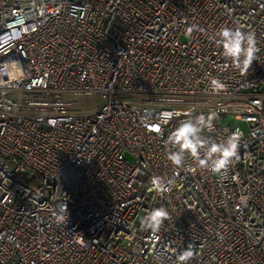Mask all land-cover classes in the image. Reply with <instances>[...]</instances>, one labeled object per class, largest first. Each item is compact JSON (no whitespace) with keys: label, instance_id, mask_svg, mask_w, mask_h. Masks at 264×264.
Here are the masks:
<instances>
[{"label":"built area","instance_id":"1","mask_svg":"<svg viewBox=\"0 0 264 264\" xmlns=\"http://www.w3.org/2000/svg\"><path fill=\"white\" fill-rule=\"evenodd\" d=\"M225 26L256 35L246 71L215 42ZM210 111L202 134L238 133L239 158L173 166L167 136ZM188 248L190 264H264V0H0V264H179Z\"/></svg>","mask_w":264,"mask_h":264},{"label":"clouds","instance_id":"2","mask_svg":"<svg viewBox=\"0 0 264 264\" xmlns=\"http://www.w3.org/2000/svg\"><path fill=\"white\" fill-rule=\"evenodd\" d=\"M192 30L189 28L188 33L190 34ZM217 37L216 44L222 49V55L232 61V66L241 71H246L252 66L259 52L253 31L246 32L239 27L225 26L218 31ZM209 87L219 93L225 85L218 78L213 77L209 81ZM184 115L187 118L180 121L166 138L168 148L166 155L173 166L183 167L186 158L190 156L197 167L219 173L226 170L234 159L239 158L240 136L238 133L232 132L221 141L208 139L202 134L205 130L213 129L214 121L218 118L215 112L210 111L207 115L186 112ZM151 190L159 195L169 191L166 182L158 176L152 177ZM65 212L67 214V206ZM168 216L166 208H153L146 213L141 223L146 229L159 231ZM193 257L194 252L188 248L178 256L179 264H190Z\"/></svg>","mask_w":264,"mask_h":264},{"label":"rangeland","instance_id":"3","mask_svg":"<svg viewBox=\"0 0 264 264\" xmlns=\"http://www.w3.org/2000/svg\"><path fill=\"white\" fill-rule=\"evenodd\" d=\"M83 99H86V98H83ZM238 125H239V127H240L243 131H246V129H247V125H246L245 122H243V121H238Z\"/></svg>","mask_w":264,"mask_h":264}]
</instances>
